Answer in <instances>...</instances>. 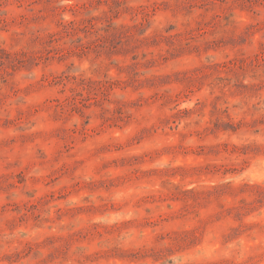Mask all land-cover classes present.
I'll list each match as a JSON object with an SVG mask.
<instances>
[{
    "label": "rangeland",
    "instance_id": "obj_1",
    "mask_svg": "<svg viewBox=\"0 0 264 264\" xmlns=\"http://www.w3.org/2000/svg\"><path fill=\"white\" fill-rule=\"evenodd\" d=\"M0 264H264V0H0Z\"/></svg>",
    "mask_w": 264,
    "mask_h": 264
}]
</instances>
